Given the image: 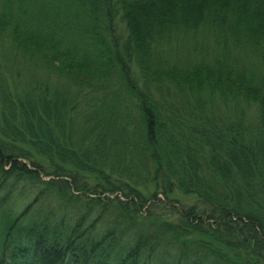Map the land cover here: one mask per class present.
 Masks as SVG:
<instances>
[{
    "label": "trees",
    "instance_id": "1",
    "mask_svg": "<svg viewBox=\"0 0 264 264\" xmlns=\"http://www.w3.org/2000/svg\"><path fill=\"white\" fill-rule=\"evenodd\" d=\"M0 45V264H264V0H0Z\"/></svg>",
    "mask_w": 264,
    "mask_h": 264
},
{
    "label": "rangeland",
    "instance_id": "2",
    "mask_svg": "<svg viewBox=\"0 0 264 264\" xmlns=\"http://www.w3.org/2000/svg\"><path fill=\"white\" fill-rule=\"evenodd\" d=\"M2 50L3 48L0 45V90H2L3 88L9 87L10 90H13L14 88V81H13V77L8 73L7 69L5 67L2 66V62H3V56H2ZM14 65V64H13ZM15 68L18 69V66L14 65ZM21 72L23 73V75L26 78H30V76L33 74V70L31 68H28L27 70H23L20 69ZM22 79V78H21ZM22 80L18 82H15V84L17 85V88H19L21 86ZM57 85H63V82H59V80L56 81ZM146 192L150 193L152 190H154L153 186L150 185L148 188L145 189ZM108 196L113 197L116 194H112V193H107ZM177 197L179 199H184L186 201H192L193 197L190 195H184L182 193H177Z\"/></svg>",
    "mask_w": 264,
    "mask_h": 264
}]
</instances>
